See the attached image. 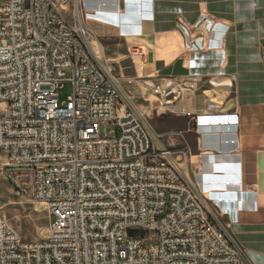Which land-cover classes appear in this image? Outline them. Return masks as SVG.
I'll list each match as a JSON object with an SVG mask.
<instances>
[{"label": "built area", "instance_id": "obj_1", "mask_svg": "<svg viewBox=\"0 0 264 264\" xmlns=\"http://www.w3.org/2000/svg\"><path fill=\"white\" fill-rule=\"evenodd\" d=\"M63 10L57 0H0V177L49 218L43 238L24 240L0 213V264H244L245 250L181 168L184 149L163 144L122 94L117 62L92 38L79 1ZM202 25L212 26L205 14L191 27ZM125 55L144 62L139 45ZM66 80L72 93L60 102ZM198 80L145 87L162 106Z\"/></svg>", "mask_w": 264, "mask_h": 264}, {"label": "crops", "instance_id": "obj_2", "mask_svg": "<svg viewBox=\"0 0 264 264\" xmlns=\"http://www.w3.org/2000/svg\"><path fill=\"white\" fill-rule=\"evenodd\" d=\"M78 1L92 38L117 62L131 106L190 124L194 151L185 146L184 156L213 214L245 250L244 264H264V0ZM204 14L212 26L191 27ZM200 35L199 46L187 48ZM133 45L141 46L143 63L126 57ZM194 73L196 89L170 93L162 106L145 87ZM210 101L216 105L207 112Z\"/></svg>", "mask_w": 264, "mask_h": 264}, {"label": "rangeland", "instance_id": "obj_3", "mask_svg": "<svg viewBox=\"0 0 264 264\" xmlns=\"http://www.w3.org/2000/svg\"><path fill=\"white\" fill-rule=\"evenodd\" d=\"M63 5V12L69 15L74 0H57ZM116 75L119 76V74ZM73 85L71 81H62L58 89L59 101H65L72 93ZM157 102H155L156 104ZM135 109V108H134ZM142 112V117L152 127L155 136L166 146L171 148H183L190 146L194 151L195 134L190 124L184 125L169 114L156 113L155 110L135 109ZM189 129V130H188ZM111 130V126H107V132ZM4 159L0 157V161ZM181 168L189 176H193L192 161L179 157ZM0 213L8 220V222L17 230L20 237L24 240L41 239L45 236L49 224V218L42 204L24 198L15 194L8 182L0 177Z\"/></svg>", "mask_w": 264, "mask_h": 264}, {"label": "water", "instance_id": "obj_4", "mask_svg": "<svg viewBox=\"0 0 264 264\" xmlns=\"http://www.w3.org/2000/svg\"><path fill=\"white\" fill-rule=\"evenodd\" d=\"M221 181V179L219 180V182Z\"/></svg>", "mask_w": 264, "mask_h": 264}, {"label": "bare ground", "instance_id": "obj_5", "mask_svg": "<svg viewBox=\"0 0 264 264\" xmlns=\"http://www.w3.org/2000/svg\"><path fill=\"white\" fill-rule=\"evenodd\" d=\"M99 47V46H98Z\"/></svg>", "mask_w": 264, "mask_h": 264}]
</instances>
